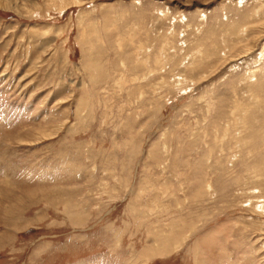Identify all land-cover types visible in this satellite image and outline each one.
Wrapping results in <instances>:
<instances>
[{
	"label": "rangeland",
	"instance_id": "obj_1",
	"mask_svg": "<svg viewBox=\"0 0 264 264\" xmlns=\"http://www.w3.org/2000/svg\"><path fill=\"white\" fill-rule=\"evenodd\" d=\"M0 264H264V0H0Z\"/></svg>",
	"mask_w": 264,
	"mask_h": 264
}]
</instances>
